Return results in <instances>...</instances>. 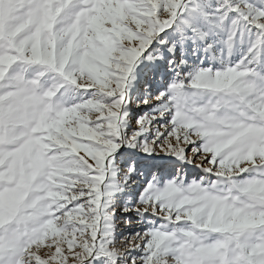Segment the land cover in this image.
<instances>
[{
    "label": "snow or ice",
    "instance_id": "1",
    "mask_svg": "<svg viewBox=\"0 0 264 264\" xmlns=\"http://www.w3.org/2000/svg\"><path fill=\"white\" fill-rule=\"evenodd\" d=\"M0 264H264V0H0Z\"/></svg>",
    "mask_w": 264,
    "mask_h": 264
}]
</instances>
